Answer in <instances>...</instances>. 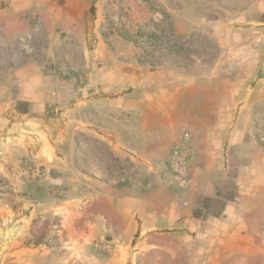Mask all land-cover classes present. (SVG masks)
Returning <instances> with one entry per match:
<instances>
[{"label": "rangeland", "instance_id": "1", "mask_svg": "<svg viewBox=\"0 0 264 264\" xmlns=\"http://www.w3.org/2000/svg\"><path fill=\"white\" fill-rule=\"evenodd\" d=\"M43 1L17 10L19 3L0 0V264H12L19 250L40 249L46 237L51 252H69L77 264L79 244L72 242L78 220L92 219L94 197L84 196L83 188L94 186L95 170L93 134L79 127L116 124L113 115L124 124L127 93L138 89L128 79L171 76L187 84L190 94L201 92L222 112L209 122L229 124L225 149L239 123L238 109L246 106L239 120L246 127L243 136L264 145V32L258 31L263 25L218 22L226 25L214 30L229 32L230 40L203 31L179 36L164 18L163 0ZM178 28L185 32L189 23L179 22ZM244 29L249 34L243 38L237 32ZM242 40H248L246 47L236 51ZM99 108L103 113L96 118ZM206 127H199L200 144L208 141ZM187 133L194 157V135ZM99 142L103 163L96 168L108 178L110 145ZM45 145L52 149V163L41 155ZM225 158L234 173L235 150ZM192 173L193 168L182 188L189 187ZM214 177L230 196L235 183ZM221 202L206 208L216 212ZM257 203L264 207V194Z\"/></svg>", "mask_w": 264, "mask_h": 264}, {"label": "crops", "instance_id": "2", "mask_svg": "<svg viewBox=\"0 0 264 264\" xmlns=\"http://www.w3.org/2000/svg\"><path fill=\"white\" fill-rule=\"evenodd\" d=\"M30 2L11 0V4H20L17 10L27 9ZM163 3L164 15L168 13L164 18L173 22V31L179 36L203 31L204 35L230 40L233 35L229 32L214 30L226 25L218 23L222 21L264 27V0ZM179 22L189 23V28L181 32ZM248 31L237 33L244 38ZM258 31L262 34L264 28ZM247 42L238 41L236 51L242 52ZM130 82L138 89L127 93L124 124H117L118 117L113 115L111 121L116 124L79 127L84 134H93L95 156L91 163L95 170L94 186L83 188L84 196L94 197L88 210L92 219L86 216L78 220L72 242L79 244L77 264H264V207L257 203L264 194V145L243 136L246 127L239 120L246 116V106L238 109L239 123L225 149L229 124L209 122L208 118L222 112L208 98H201V92L190 94L187 84L171 76L126 81ZM102 113L99 108L94 116ZM230 115L236 114L233 111ZM204 123L208 126L204 142L208 141L200 144L199 127ZM185 131L194 135L195 151L188 188H182L168 169L172 149ZM99 139L110 145L108 178L96 168L103 163ZM229 149L235 150L239 160L234 173L225 158ZM41 155L47 163L55 161L48 145ZM215 175L222 182L235 183L230 196L217 185ZM214 200L222 201L218 215L206 208ZM195 211L202 217H195ZM49 241L44 238L42 247L35 251L19 250L13 254L12 264H71L70 253L51 252Z\"/></svg>", "mask_w": 264, "mask_h": 264}, {"label": "built area", "instance_id": "3", "mask_svg": "<svg viewBox=\"0 0 264 264\" xmlns=\"http://www.w3.org/2000/svg\"><path fill=\"white\" fill-rule=\"evenodd\" d=\"M190 134H185L181 143L172 149L168 166L176 181L186 183L192 172L193 151Z\"/></svg>", "mask_w": 264, "mask_h": 264}, {"label": "trees", "instance_id": "4", "mask_svg": "<svg viewBox=\"0 0 264 264\" xmlns=\"http://www.w3.org/2000/svg\"><path fill=\"white\" fill-rule=\"evenodd\" d=\"M22 113H27V110L24 109V110L22 111ZM202 213H203V212H202ZM219 213H220V212H214L213 214H214V215H218ZM194 215H195V217H202V214L199 213V211H195Z\"/></svg>", "mask_w": 264, "mask_h": 264}]
</instances>
